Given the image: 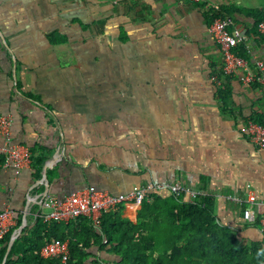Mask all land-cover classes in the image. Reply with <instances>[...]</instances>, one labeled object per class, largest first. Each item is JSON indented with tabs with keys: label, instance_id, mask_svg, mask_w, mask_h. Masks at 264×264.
<instances>
[{
	"label": "crops",
	"instance_id": "0c3cea01",
	"mask_svg": "<svg viewBox=\"0 0 264 264\" xmlns=\"http://www.w3.org/2000/svg\"><path fill=\"white\" fill-rule=\"evenodd\" d=\"M216 10L248 37L236 53L264 60V0H0V112L14 143L44 160L0 171L11 230L33 227L46 196L155 183L213 198L223 225L263 240L234 200L264 199V149L244 132L264 126L262 89L223 73L208 33ZM139 208L124 206L122 218L137 223Z\"/></svg>",
	"mask_w": 264,
	"mask_h": 264
},
{
	"label": "trees",
	"instance_id": "16d2710c",
	"mask_svg": "<svg viewBox=\"0 0 264 264\" xmlns=\"http://www.w3.org/2000/svg\"><path fill=\"white\" fill-rule=\"evenodd\" d=\"M213 13L217 19L229 18L222 10ZM43 162L32 159L35 169ZM122 209L104 214L99 227L87 218L46 223L40 216L15 240L6 264H59L58 259L41 256V249L54 240L69 242V264H264V239L246 242L223 225L211 197L190 203L172 194L153 193L150 202L140 205L137 223L123 219ZM21 224L17 222L4 238L0 264ZM247 224L260 230L259 221ZM95 248L108 257L96 259Z\"/></svg>",
	"mask_w": 264,
	"mask_h": 264
},
{
	"label": "built area",
	"instance_id": "2783aa9c",
	"mask_svg": "<svg viewBox=\"0 0 264 264\" xmlns=\"http://www.w3.org/2000/svg\"><path fill=\"white\" fill-rule=\"evenodd\" d=\"M200 2L202 0H189ZM258 31L264 36V20L258 24ZM208 33L213 37L221 49L223 56L222 71L227 76H233L242 71L241 81L244 84L259 83L264 100V60H256L254 66L250 59H246L236 53L239 45H247L248 37L242 30L235 26L230 19L214 21L208 28ZM246 53L252 56L253 51L246 46ZM12 117L0 112V171L4 168H14L20 171L32 167V156L13 141ZM249 141L260 149H264V126L250 121L244 128ZM169 191L175 198H187L194 203L202 193L187 189L179 184H155L150 183L145 187L122 194H111L106 191L84 189L72 193L63 200L46 196L42 200L40 212L44 222H70L81 218H87L95 227L101 225L104 214L119 211L120 208L129 205H142L150 202L153 193ZM233 199V197H230ZM243 204V217L249 224L259 221L260 232L264 239V199L259 200L253 193L240 201ZM13 213L10 210L0 212V251L3 240L11 231ZM41 256L45 259H58L59 264H69L70 249L68 241L54 240L41 249Z\"/></svg>",
	"mask_w": 264,
	"mask_h": 264
},
{
	"label": "water",
	"instance_id": "95a60500",
	"mask_svg": "<svg viewBox=\"0 0 264 264\" xmlns=\"http://www.w3.org/2000/svg\"><path fill=\"white\" fill-rule=\"evenodd\" d=\"M24 225H22L18 230L17 232H15L13 235H12V238H11V241H10V244H9V247L7 249V252H6V255H5V258H4V261L2 264H6V261L8 259V256H9V253L11 251V248L15 242V240L20 236V234L22 233L23 229H24Z\"/></svg>",
	"mask_w": 264,
	"mask_h": 264
}]
</instances>
